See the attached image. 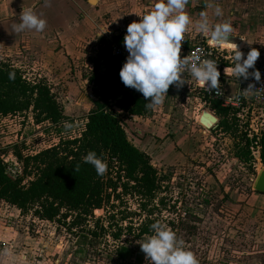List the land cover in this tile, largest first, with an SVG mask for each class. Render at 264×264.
<instances>
[{"label": "rangeland", "instance_id": "1", "mask_svg": "<svg viewBox=\"0 0 264 264\" xmlns=\"http://www.w3.org/2000/svg\"><path fill=\"white\" fill-rule=\"evenodd\" d=\"M219 2V6L224 3L225 11L214 21L208 12L216 7L212 0H188L184 11L193 21L205 9L211 23L229 21L231 35L245 42L242 52L255 48L261 54L264 22L248 27L240 17H233L231 0ZM153 3L154 0L89 3L74 17L76 29L72 36L60 34L66 38L62 44L45 42L43 48L47 52L42 58L32 53L39 46L36 44L30 50L18 43L0 49V61L16 63L28 81L43 80L49 84L64 115L72 119L58 127L49 123L36 126L28 118L30 112L1 116L0 155L8 160L12 170L13 163L21 165L20 158L14 159L13 151L22 154L47 148L58 141V135L78 136L94 99L88 80L93 59L104 47L103 39L116 31L126 32V26L138 21V16L149 11ZM209 3L212 7L206 6ZM239 6L238 13L242 12V5ZM8 16L2 13V17ZM187 30L194 34V24ZM103 68L100 66L99 70ZM227 87L230 92L234 86ZM166 94L162 104L152 106L145 115L121 117L128 140L149 155L163 179L145 212L128 214L126 211L138 213L139 199L124 195L117 201L111 199L114 208L96 211L80 226L68 228L73 213L63 224V220L39 219L32 210L21 213L0 200V264H151L139 243L152 232L137 237L136 230L148 212L155 222L166 224L176 233L198 264H264V194L253 190L254 178L263 165L256 163L253 156L252 165L235 157L238 133L200 125V110L213 111L211 102L203 105L198 88L180 86L168 89ZM28 178L32 177H25L24 183ZM122 215L129 216L122 220ZM120 227L121 236L115 239L113 234Z\"/></svg>", "mask_w": 264, "mask_h": 264}, {"label": "trees", "instance_id": "2", "mask_svg": "<svg viewBox=\"0 0 264 264\" xmlns=\"http://www.w3.org/2000/svg\"><path fill=\"white\" fill-rule=\"evenodd\" d=\"M122 63L111 54L107 45L97 51L88 80L95 99L91 100L92 106L78 136L58 135L56 143L32 155L13 151L21 159V174L9 173L0 158V200L21 213L32 210L39 219L63 220V224L73 213L68 228L80 226L96 211L114 208L111 199L117 201L124 195L139 199L138 213L126 211L128 214L145 212L163 179L151 164L149 155L128 140L122 127L123 115L143 116L151 108L146 107L148 101L142 93L120 80L118 73ZM100 66L104 67L102 71ZM9 73H13L14 78L10 79ZM210 102L211 109L219 117L217 129L236 135V122L227 119L229 109L221 107L217 100ZM25 112L32 114L35 124L49 123L59 127L72 120L64 115L62 106L45 81H28L18 68L0 62V116ZM236 136L235 157L252 165L250 141L244 134ZM260 146V162L264 166V131ZM89 151L106 161L107 170L103 175H97L95 168L83 161ZM25 177L32 178L24 183ZM128 216L122 215L121 219ZM146 216L136 228L137 237L152 232L150 225L155 219L151 212ZM127 229L131 231V227ZM120 236L121 227L113 234L115 239Z\"/></svg>", "mask_w": 264, "mask_h": 264}, {"label": "clouds", "instance_id": "3", "mask_svg": "<svg viewBox=\"0 0 264 264\" xmlns=\"http://www.w3.org/2000/svg\"><path fill=\"white\" fill-rule=\"evenodd\" d=\"M187 3L188 0H154L149 11L126 26L123 45L128 54L118 74L125 86L142 93L148 101L146 107L162 104L170 85L180 87L186 82L185 72L191 74L198 86L209 91L219 90L220 72L215 60L202 58L200 50L190 56L180 55L181 42L190 24L207 36L210 47L230 50L232 73L237 80H247L251 76L260 81V72L255 68L259 51L255 48H250L247 53L238 50V46L229 39L233 31L229 21L211 23L206 12H201L199 19L193 21L184 11ZM206 6L212 7V4ZM214 15L223 16L218 5ZM45 27L46 20L30 8L22 9L19 23L13 24L15 32H41ZM249 69L252 71L249 72ZM9 78H14V74L9 73ZM255 90L250 82L241 91L250 94ZM65 126L70 127L68 124ZM83 161L91 164L97 175H103L107 170L106 161L94 151H89ZM150 228L152 234L147 235L139 245L151 264H198L194 254L182 246L176 233L166 224L156 221Z\"/></svg>", "mask_w": 264, "mask_h": 264}, {"label": "built area", "instance_id": "4", "mask_svg": "<svg viewBox=\"0 0 264 264\" xmlns=\"http://www.w3.org/2000/svg\"><path fill=\"white\" fill-rule=\"evenodd\" d=\"M124 34L125 31H116L113 34H109L107 37H105V43L103 45L109 46L111 54L120 58L122 62H124L128 54L123 45ZM241 41L243 42V46L238 49L240 51L245 50V42L243 40H239V42ZM197 50H200V55L202 58L213 59L217 62V69L220 72V76L218 77L220 88L219 90L209 91L203 87H200L196 84L195 79L188 72L183 74L186 82L182 86H192L194 89L198 88L202 94L201 101L203 105L206 104V101L210 102V100L213 99L219 101L221 107L229 109L227 119L229 121L234 120L236 122L237 133L244 134L245 137L250 141L251 156H253L256 163H260V138L264 131V49L255 62V68L260 72L259 82L255 81L251 76H249L247 80H237V78L232 73L230 50L210 47L207 44V36L205 34L198 31H195L193 34L186 30L184 33V39L181 42V57L185 55L190 56ZM251 71L252 69H249V72ZM250 82L256 88L255 92L250 94L242 92L241 90L246 88ZM227 84H232L234 86L233 88H230V92ZM175 87V85H170L168 89H173ZM212 111L214 113L213 109ZM28 118H30L31 123H33L31 113ZM36 126L38 125L36 124ZM40 150L41 149L36 151L27 150V153L22 151V155H32ZM9 154L14 155L13 152H10ZM0 158L3 161L6 170L11 173L10 171L12 169L8 164V160L5 159L3 155H0ZM14 159H16V156H14ZM13 164L14 165H12V167L14 170L12 171H14V173L11 174H21L22 162L21 165L17 164V162ZM1 201L2 203H6L3 200ZM7 204L8 203H6V205Z\"/></svg>", "mask_w": 264, "mask_h": 264}, {"label": "crops", "instance_id": "5", "mask_svg": "<svg viewBox=\"0 0 264 264\" xmlns=\"http://www.w3.org/2000/svg\"><path fill=\"white\" fill-rule=\"evenodd\" d=\"M219 1L220 0H212V2H216V6H219ZM231 2H233V5H230L232 6L231 11L233 17H240L241 22L246 24L248 27L261 26L259 23L264 22V0H231ZM89 3L98 4L100 3V0H94V2L93 0H0V49L5 50L8 44L18 43L19 45L24 44L22 47L30 50L31 45L36 44L39 46L38 48L33 49L32 53L42 58L43 54L47 52L45 48H43L45 42H58L62 44L65 43L62 40L66 38H63L60 34L72 36L74 29H76L74 17L79 12L86 10ZM240 4L242 5V12H239V14L238 10L240 8ZM219 7L222 9V12L225 11L224 3L221 2V6ZM24 8L32 9L33 12L46 20V27L43 31L35 32L34 30H25L22 32H15L13 30V24L19 23V14ZM207 11L208 10L205 9L206 13ZM211 11H208L212 14L210 20L214 21V18L217 16L214 15V10ZM17 12H19V14ZM64 12H66V14H64ZM2 13H8L9 16L2 17ZM255 18L258 19L255 20ZM237 20H239V18H237ZM256 21L259 22L255 23ZM233 37L235 36L233 35ZM0 60H2L1 57ZM0 62H7L14 67L16 66V63H11L6 59ZM85 120L86 119L84 117V122Z\"/></svg>", "mask_w": 264, "mask_h": 264}, {"label": "water", "instance_id": "6", "mask_svg": "<svg viewBox=\"0 0 264 264\" xmlns=\"http://www.w3.org/2000/svg\"><path fill=\"white\" fill-rule=\"evenodd\" d=\"M229 39L238 45L239 40H236L235 37H229ZM199 123L202 127L206 129H214L218 126V116L210 112L207 109L201 110ZM253 190L256 193H263L264 194V166L257 172L254 182H253Z\"/></svg>", "mask_w": 264, "mask_h": 264}, {"label": "bare ground", "instance_id": "7", "mask_svg": "<svg viewBox=\"0 0 264 264\" xmlns=\"http://www.w3.org/2000/svg\"><path fill=\"white\" fill-rule=\"evenodd\" d=\"M237 46H238V49H240V48L243 46V42H242V41L239 42ZM199 119H200V116H199ZM198 121H199V120H198ZM202 126H203V125H202Z\"/></svg>", "mask_w": 264, "mask_h": 264}]
</instances>
